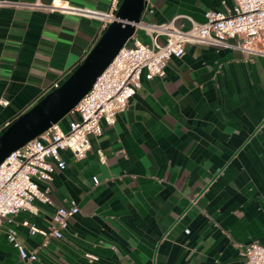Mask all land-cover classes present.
<instances>
[{
	"label": "crops",
	"instance_id": "1",
	"mask_svg": "<svg viewBox=\"0 0 264 264\" xmlns=\"http://www.w3.org/2000/svg\"><path fill=\"white\" fill-rule=\"evenodd\" d=\"M68 1L102 10L112 2ZM233 6L148 0L142 20L187 29L205 22L207 11ZM103 31L97 20L0 7V100L9 101L0 103V134L61 84ZM135 34L151 42L143 26ZM90 140L85 158L62 150L66 168L39 183L53 204L36 202V212L13 218L19 241L37 259L21 258L4 221L0 264H243L244 245L264 244V58L229 45L188 44L164 76H143L116 123ZM71 200L80 212L61 239L32 235L22 224L47 228Z\"/></svg>",
	"mask_w": 264,
	"mask_h": 264
},
{
	"label": "built area",
	"instance_id": "2",
	"mask_svg": "<svg viewBox=\"0 0 264 264\" xmlns=\"http://www.w3.org/2000/svg\"><path fill=\"white\" fill-rule=\"evenodd\" d=\"M119 0H112L108 9L102 10L76 5L68 0H0V7L38 10L47 13L59 12L101 22L105 29L116 18ZM148 5V0L146 8ZM203 23L192 22L187 29L174 24V20L140 25L150 36V43L133 35L119 51L105 71L77 106L69 113L68 128L54 123L49 129L24 146L13 151L0 164V226L4 221L10 225L6 234L8 241L26 261L37 259V253L26 248L18 238L13 218L22 211L36 212V202L53 204L48 189L39 185L50 181L56 170H63L67 162L62 150H70L77 159L85 158L92 148L90 137L101 136L104 124L114 125L117 115L124 111L130 100L142 87V79L164 76L170 59L181 58L188 44L232 46L249 56L264 58V0H234L232 10H210L205 13ZM164 37V42L159 38ZM236 39L234 44L228 40ZM59 83L54 84V88ZM0 103L7 105L8 100ZM101 160L104 154L99 151ZM95 184L99 183L97 176ZM80 212L75 200L67 206H59L53 214V221L47 228L38 227L24 220L30 234L61 239L69 226V220ZM95 258L93 255H88ZM243 264H264V244L251 241L243 246Z\"/></svg>",
	"mask_w": 264,
	"mask_h": 264
},
{
	"label": "water",
	"instance_id": "3",
	"mask_svg": "<svg viewBox=\"0 0 264 264\" xmlns=\"http://www.w3.org/2000/svg\"><path fill=\"white\" fill-rule=\"evenodd\" d=\"M147 0H122L116 18L104 29L80 64L43 98L22 113L0 134V164L24 146L62 121L90 91L119 51L135 35Z\"/></svg>",
	"mask_w": 264,
	"mask_h": 264
},
{
	"label": "rangeland",
	"instance_id": "4",
	"mask_svg": "<svg viewBox=\"0 0 264 264\" xmlns=\"http://www.w3.org/2000/svg\"><path fill=\"white\" fill-rule=\"evenodd\" d=\"M161 43L164 42L162 40H159ZM61 122H65V123H68L69 124V120H68V117H65ZM64 129H67L66 127H64Z\"/></svg>",
	"mask_w": 264,
	"mask_h": 264
}]
</instances>
